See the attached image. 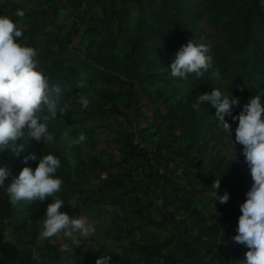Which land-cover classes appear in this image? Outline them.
I'll return each mask as SVG.
<instances>
[{
  "label": "rangeland",
  "instance_id": "374dc122",
  "mask_svg": "<svg viewBox=\"0 0 264 264\" xmlns=\"http://www.w3.org/2000/svg\"><path fill=\"white\" fill-rule=\"evenodd\" d=\"M17 10L24 11L23 18L15 15ZM0 15L9 16L22 30L18 43L25 45L33 38L39 69L50 85L62 90L57 116L48 123L54 142L32 140L19 156L10 148L0 153V166L10 171L0 187V239L19 251L17 264H55L38 261L33 245L38 252L53 241L56 245L70 242L63 233L40 239L51 197L30 204L10 202L8 184L23 167L38 165V160L25 165L23 157L28 153L59 158L56 176L63 184L56 195L65 202L60 210L73 217H80L88 196L119 192L124 183L131 184L127 181L132 173L133 184L144 193L128 196L146 207L152 234L161 235L158 243L149 242L156 246L157 253L147 260L153 264H218L211 261V252L204 254V248L197 250L196 257L185 250H190L192 234H197L190 230L191 220H183L187 212L179 208L187 197L210 223L225 211L228 226L216 235L214 247L225 246L238 261L243 260L248 249L232 237L253 183L250 169L242 146L234 147L218 126L216 109L208 102L198 111L192 105L198 94L214 89L239 98L233 115L252 96L260 95L264 101V0H0ZM139 32L144 56L141 76L148 74L142 79L123 69ZM190 40L210 47L212 68L201 78L192 74L185 81L174 80L170 64ZM60 49L72 56L63 61L68 72L56 81L53 70L45 66L51 65L49 57ZM79 95L90 100L87 109L77 102ZM225 119L235 143L238 121ZM81 133L86 141L74 144ZM215 179L221 183L218 195L229 194L225 204L214 201ZM76 199L77 206L69 208ZM112 202L121 206L127 199ZM167 248L173 254L164 253Z\"/></svg>",
  "mask_w": 264,
  "mask_h": 264
},
{
  "label": "clouds",
  "instance_id": "9594fccd",
  "mask_svg": "<svg viewBox=\"0 0 264 264\" xmlns=\"http://www.w3.org/2000/svg\"><path fill=\"white\" fill-rule=\"evenodd\" d=\"M15 15L23 18L25 13L17 10ZM22 36V30L9 16L0 15V153L10 148L17 156L26 152L32 140L54 142L55 137L49 132L48 123L57 116L62 91L59 85H50L48 77L39 69L38 51L17 42ZM209 53V46L190 40L176 52L169 67L170 76L181 81L192 74L196 78L204 77L213 64V57ZM213 75L220 80L218 70H214ZM77 102L83 109L90 105V100L83 95H79ZM205 102L216 109L218 126L227 134L233 146H242L253 181L246 193V200L240 206L237 234L232 237L235 243L248 249L245 258L238 264H264V101L260 95L252 96L240 113L233 115L234 106L240 104L239 98L230 92L225 94L220 89H214L211 93L198 94L192 107L198 111ZM59 111L64 113L65 109L61 107ZM225 117L238 121L235 143L231 139L232 126ZM86 139V135L81 133L73 143L81 144ZM36 160L39 162L35 169L23 167L8 184L6 193L10 202L13 205L21 202L30 204L44 202L51 197L53 202L47 205L40 239L63 233L79 247L81 238L88 239L95 228L85 218L73 217L60 210L65 202L56 195L63 184V180L56 176L61 167L59 158L51 153L39 158L34 153L23 157L25 165ZM9 175L7 166H0V187L5 185ZM212 187L214 201L219 200L221 204L229 201L228 192L218 195L220 179H215ZM61 251L74 253L68 244H64ZM110 260L111 256L101 255L95 264H110Z\"/></svg>",
  "mask_w": 264,
  "mask_h": 264
},
{
  "label": "crops",
  "instance_id": "0c3cea01",
  "mask_svg": "<svg viewBox=\"0 0 264 264\" xmlns=\"http://www.w3.org/2000/svg\"><path fill=\"white\" fill-rule=\"evenodd\" d=\"M139 193L143 195L144 190L131 192L129 195L136 196ZM76 202L77 199L75 202H70L71 206L69 208L72 209L77 206ZM131 203L133 205H129ZM158 207L160 206H156V208ZM80 208V217L91 223L95 228V232L88 239L81 238L79 247H76L71 240L70 242L64 240L57 245L53 241L50 247L47 246V248L45 247L36 252L37 249H34L35 246L33 245L34 256L38 261L54 262L55 264H95L97 258L103 255L111 256L110 264H153L147 261L149 259L142 253L140 244L152 240L158 243L161 235L152 234L150 229L153 224L152 222L148 224L150 222H148L144 213L146 211L145 206L136 205L131 201V196H128L126 204L124 203L121 206L111 201L103 203L88 201L82 203ZM109 227L113 228V231L105 233L104 228ZM118 227L119 229L115 231ZM128 228H134L135 231L128 233ZM64 244L70 245L74 249V253L61 251ZM167 246L170 248L171 244L167 243ZM169 248L164 250L167 255L172 253ZM50 249L55 251L52 253Z\"/></svg>",
  "mask_w": 264,
  "mask_h": 264
},
{
  "label": "trees",
  "instance_id": "16d2710c",
  "mask_svg": "<svg viewBox=\"0 0 264 264\" xmlns=\"http://www.w3.org/2000/svg\"><path fill=\"white\" fill-rule=\"evenodd\" d=\"M143 42V36L139 32V36L136 37L135 41L132 42V49L130 54V57L128 59L127 63L123 62V69H125L126 73H131L139 77V79L147 77L148 74H144L141 76V73L143 71V67L141 66V62L143 61V55L141 53V43ZM24 46H30V47H37L38 45L33 40V38H30L28 42ZM72 53L60 49L56 53H53L49 58L52 59L51 65L45 66V69H51L53 70L52 78L54 80H59V77L62 73L68 72V69L64 64V60H68L71 58ZM97 57V56H96ZM98 58V57H97ZM72 68L75 66L72 64ZM51 74V73H49ZM128 181L126 184L124 183V187L119 192H109V193H101L100 195H93L88 196V200L92 203H103V202H122L124 198L128 199V195L131 192L138 191L139 188L133 184L134 177L133 174H128ZM116 180V179H115ZM117 181V180H116ZM87 200V199H86ZM184 205L180 206L179 208L185 210L187 212L188 217L184 218L183 220H191L190 224V230L195 229L197 231V234H192L193 239L190 250L189 248H185L187 250L188 254L193 255L196 257L197 250L204 248V254L208 255L209 252H211V261H217L218 264H236L238 263V257L235 253L228 252V249L225 248V246H218L215 248L216 245V235H219L218 233L226 228L227 220L225 211H221L220 219L217 220L214 223H210L208 220V217L201 214V211L198 207L193 205V200L191 197L184 198ZM228 226V225H227ZM132 230H127L128 233H130ZM140 249L142 253L145 255V257L148 259L150 256H154L156 252V246L151 245L149 242H144L140 244ZM19 251H17L16 247L11 242H6L2 244V241L0 239V264H17L16 259L18 257Z\"/></svg>",
  "mask_w": 264,
  "mask_h": 264
}]
</instances>
